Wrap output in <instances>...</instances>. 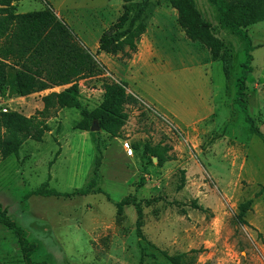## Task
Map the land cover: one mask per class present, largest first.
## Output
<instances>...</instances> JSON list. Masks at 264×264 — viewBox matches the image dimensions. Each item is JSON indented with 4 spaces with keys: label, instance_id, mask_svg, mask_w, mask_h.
Wrapping results in <instances>:
<instances>
[{
    "label": "rangeland",
    "instance_id": "obj_1",
    "mask_svg": "<svg viewBox=\"0 0 264 264\" xmlns=\"http://www.w3.org/2000/svg\"><path fill=\"white\" fill-rule=\"evenodd\" d=\"M139 1L131 0L135 10ZM195 1L234 54L228 81L221 62L186 37L169 0H151L146 32L129 56L128 48L115 55L97 52L100 35L122 13L124 0L13 2L17 12L51 8L104 66L102 74L79 81L84 107L99 105L102 84L112 80L124 82L138 100L127 106L129 117L118 137L101 132L108 144L99 187L109 199L102 193L31 194L47 180V188L66 193L88 185L95 150L90 132L76 128L78 109H58L47 118L42 141L27 140L18 157L0 154V203L39 244L35 260L172 264L165 251L186 253L182 261L188 264H264V193L257 195L264 184V144L250 133L235 102L245 42L221 27L208 0ZM246 31L255 46L246 80L247 109L264 132V21ZM65 87L27 96L0 89V112L34 115L43 108V96ZM146 143L169 145L170 159L159 165L144 153ZM126 196L142 202L144 238L136 232L132 203L117 213L115 203ZM248 199L253 203L247 224H240L238 207ZM0 264H24L16 236L2 224Z\"/></svg>",
    "mask_w": 264,
    "mask_h": 264
},
{
    "label": "trees",
    "instance_id": "obj_2",
    "mask_svg": "<svg viewBox=\"0 0 264 264\" xmlns=\"http://www.w3.org/2000/svg\"><path fill=\"white\" fill-rule=\"evenodd\" d=\"M16 0H0V89H8L11 95L27 96L46 89L66 86L60 91H52L42 97L43 108L36 114L25 116L17 111L0 112V154L3 157L19 156L21 146L27 140L40 142L49 130L47 118L52 117L58 109L75 108L81 114L76 128L89 131L94 146L95 156L91 178L86 187L75 189L71 193L59 192L47 188L48 180L31 194L41 196H65L73 194H109L99 187L102 181L101 165L103 151L107 141L101 132L115 138L128 120V105L137 104V98L129 93L122 81H105L102 84V100L92 110L84 107L79 101V81L103 73L104 66L86 46L81 43L70 27L51 8L30 12H17ZM218 12L221 27L241 37L245 42V58L241 64L240 74L236 78V104L244 114L250 133L257 136L264 144V132L261 131L249 115L246 102V80L253 71L252 45L246 27L264 21V0H208ZM151 0H140L136 10L131 0H124L122 13L106 28L99 37L97 52L115 55L124 52L129 56L137 50V42L146 32L148 9ZM169 5L176 10L177 20L186 37L204 45L212 61H219L225 80L231 77L234 54L231 48L212 31V24L204 18L195 0H169ZM97 125V131L91 128ZM169 145L146 143L144 153L157 159L159 165L170 159ZM184 184V176L178 189ZM264 193V184L257 195ZM132 203L137 212L135 229L143 236L144 214L142 202L135 197L126 196L116 202L117 213H122L124 206ZM253 200L248 199L238 207L237 221L247 224L245 218L251 209ZM194 206L196 207L197 205ZM0 224L10 229L17 238L24 264H48L37 261L34 254L39 244L28 238L25 228L20 226L8 214L0 203ZM193 252L197 250H192ZM162 255L172 264H188L182 261L186 253Z\"/></svg>",
    "mask_w": 264,
    "mask_h": 264
},
{
    "label": "water",
    "instance_id": "obj_3",
    "mask_svg": "<svg viewBox=\"0 0 264 264\" xmlns=\"http://www.w3.org/2000/svg\"><path fill=\"white\" fill-rule=\"evenodd\" d=\"M99 128L97 125H94L92 128H91V131H97Z\"/></svg>",
    "mask_w": 264,
    "mask_h": 264
},
{
    "label": "crops",
    "instance_id": "obj_4",
    "mask_svg": "<svg viewBox=\"0 0 264 264\" xmlns=\"http://www.w3.org/2000/svg\"><path fill=\"white\" fill-rule=\"evenodd\" d=\"M98 48V47H97ZM104 54H107V53H105V52H103Z\"/></svg>",
    "mask_w": 264,
    "mask_h": 264
}]
</instances>
